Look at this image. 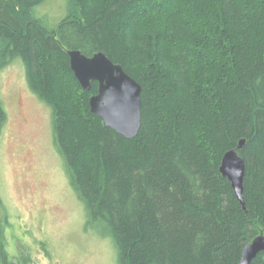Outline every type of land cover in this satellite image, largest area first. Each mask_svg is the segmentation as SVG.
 <instances>
[{"label": "trees", "instance_id": "obj_1", "mask_svg": "<svg viewBox=\"0 0 264 264\" xmlns=\"http://www.w3.org/2000/svg\"><path fill=\"white\" fill-rule=\"evenodd\" d=\"M45 1L0 0V70L19 58L51 109L86 225L103 226L118 264H239L264 234V0H63L51 24ZM72 49L104 53L140 84L134 137L90 110L98 83L81 87ZM241 139L243 204L219 169ZM6 244L0 223V264H35Z\"/></svg>", "mask_w": 264, "mask_h": 264}, {"label": "rangeland", "instance_id": "obj_2", "mask_svg": "<svg viewBox=\"0 0 264 264\" xmlns=\"http://www.w3.org/2000/svg\"><path fill=\"white\" fill-rule=\"evenodd\" d=\"M40 11L50 24L59 21L63 0H46ZM0 99L6 111L0 130V223L10 258L27 253L35 264H118L103 226L86 225L54 145L51 109L30 89L19 58L0 70Z\"/></svg>", "mask_w": 264, "mask_h": 264}, {"label": "water", "instance_id": "obj_3", "mask_svg": "<svg viewBox=\"0 0 264 264\" xmlns=\"http://www.w3.org/2000/svg\"><path fill=\"white\" fill-rule=\"evenodd\" d=\"M70 68L84 90H90L91 82L98 83L95 94L89 98L90 110L97 114L105 126L126 137H134L140 127L141 86L121 65L112 62L104 53L91 56L78 49L68 50ZM244 145L241 139L237 148L228 150L222 157L220 172L232 185L238 200L243 204V178L245 163L238 149ZM264 251V234L257 235L242 250L239 264H250Z\"/></svg>", "mask_w": 264, "mask_h": 264}]
</instances>
